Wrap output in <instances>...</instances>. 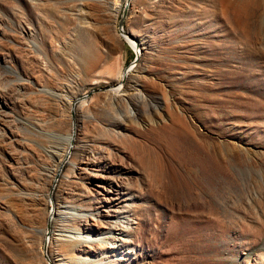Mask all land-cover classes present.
<instances>
[{"label": "rangeland", "instance_id": "374dc122", "mask_svg": "<svg viewBox=\"0 0 264 264\" xmlns=\"http://www.w3.org/2000/svg\"><path fill=\"white\" fill-rule=\"evenodd\" d=\"M74 122L82 169L55 179ZM48 255L264 264V0H0V264Z\"/></svg>", "mask_w": 264, "mask_h": 264}, {"label": "bare ground", "instance_id": "6f19581e", "mask_svg": "<svg viewBox=\"0 0 264 264\" xmlns=\"http://www.w3.org/2000/svg\"><path fill=\"white\" fill-rule=\"evenodd\" d=\"M128 2L130 0H127ZM112 7H118L117 3H113ZM118 9V8H117ZM116 9V10H117ZM123 36H126V40H128L131 43V46L135 49V51L137 52V54H139L138 56H140L142 54V50L141 47L139 45V43L133 39L131 36L132 35H126L123 32ZM128 38V39H127ZM95 60L96 57H93ZM90 61V60H89ZM89 61H86L87 66ZM85 63V64H86ZM133 66L128 67L122 74V77L125 79L131 72L133 73ZM135 74V73H134ZM133 74V75H134ZM136 76H134L133 78H135ZM138 77V76H137ZM136 79V78H135ZM134 80V79H133ZM109 91L113 94H117V93H121L122 90V86H121V82H116L115 84L111 85L109 88ZM122 93H124L122 91ZM67 101L70 103V106L72 109H74V106L76 104V102L78 101V98H69L67 99ZM67 102V103H68ZM75 122H74V127L72 128L71 132L64 135L63 137L58 136V138H62L65 143L67 144L66 147L61 146V145H49V147L47 148V151L51 154V156H53L56 159V164L54 168H51V173L53 174L54 178L57 179L58 176H62L63 177H69V174H73L76 172L77 169H82L81 165H78V161L80 160V153H79V148L78 146H76L74 144V140H75V134H76V127H75ZM57 137V135H55ZM66 148V149H65ZM68 154H71L72 157L69 158ZM68 164L69 165V174L68 173H63L62 172V167ZM52 204H53V209L48 213V220H47V224L49 226L53 225V223H55V221L57 220H62L63 218H70V219H75L78 220L79 217V222H81V224L83 226L81 227H75V230H67L69 231V233L63 234L64 235V240L65 241H72L73 243L76 244H80L82 242H86V241H90L92 240L91 238L88 237V235L86 234V230L85 229H89L91 222L88 221L87 217L85 216V218H80L78 212L81 210L75 209V206H72V204L68 203V204H59L57 202H55L53 200V198L51 199ZM84 209V208H82ZM71 210L75 211V212H70ZM65 213H69L67 215H65ZM81 213V212H80ZM84 216V215H83ZM85 225V227H84ZM115 229H119L118 227H114ZM122 232V231H121ZM54 233V231H53ZM57 235H62L61 232L60 233H55ZM52 237L50 236L49 238V244L51 243V239ZM116 237L114 235H111L109 238H107L105 240V244L103 245L104 247H108V248H113V247H117V244H115L116 242ZM46 240V236L44 241ZM109 240V242L107 241ZM107 241V242H106ZM118 243V242H117ZM46 247V246H45ZM46 260L48 261V264H54L52 257H46ZM55 260H59L58 258Z\"/></svg>", "mask_w": 264, "mask_h": 264}, {"label": "water", "instance_id": "95a60500", "mask_svg": "<svg viewBox=\"0 0 264 264\" xmlns=\"http://www.w3.org/2000/svg\"><path fill=\"white\" fill-rule=\"evenodd\" d=\"M125 12H126V9H124V11H123V13H122V16H121V18H120V20H119V22H118V26H119V28H120V30L121 31H123L122 30V23H123V18H124V16H125ZM138 56H136V58H137ZM122 79H124L123 77H122Z\"/></svg>", "mask_w": 264, "mask_h": 264}]
</instances>
